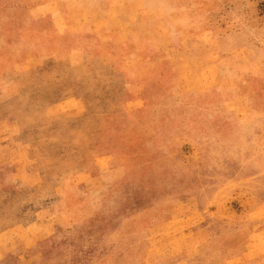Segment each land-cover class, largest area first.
<instances>
[{"label": "rangeland", "instance_id": "obj_1", "mask_svg": "<svg viewBox=\"0 0 264 264\" xmlns=\"http://www.w3.org/2000/svg\"><path fill=\"white\" fill-rule=\"evenodd\" d=\"M61 198L64 226L2 237L20 244L8 264L222 261L261 228L264 0H0V212ZM240 264H264V244Z\"/></svg>", "mask_w": 264, "mask_h": 264}, {"label": "crops", "instance_id": "obj_2", "mask_svg": "<svg viewBox=\"0 0 264 264\" xmlns=\"http://www.w3.org/2000/svg\"><path fill=\"white\" fill-rule=\"evenodd\" d=\"M174 45V44H173ZM167 72V74L165 73ZM163 74L164 80V88L161 90V99L168 100L172 99L175 90L179 88V76H176L179 73V70L173 68L170 64L169 67L165 69ZM195 91H187L186 94L191 97H200V94H195ZM76 104L74 107L76 109L73 110L74 115L83 116L92 113L94 110L92 104L89 101V96L83 92H77L75 96ZM69 203L67 198H61L55 201L53 204L46 206V208H42L35 212V214L30 216H17V213L14 211L5 210L0 212V264H8L12 259V255L14 252H18L20 248V244L15 243L12 238L2 239L3 236L15 233L25 227L27 224H31L33 227V231L29 234L28 239L30 241H38L41 240L47 235L51 234L52 231L58 229L61 226H64L68 222V212L66 210V205ZM50 219V216L52 215ZM155 227V226H154ZM244 228V227H243ZM242 228V229H243ZM151 228L145 230V234L151 232ZM201 231L203 234H199L196 236V239H214L216 237L218 231V225L215 222L201 223ZM242 234V232H240ZM27 239V240H28ZM12 240V241H11ZM264 244V225L249 233L247 236L242 239L237 238V242L231 244L233 249L231 250V257H227L222 261H217L214 256L205 255L204 252L193 253V252H183L179 254L177 257H164L163 249L158 253L159 258H157L156 262H144V264H240L243 256L249 252V250L253 249L255 245ZM125 250L130 251L133 257V260L139 258L140 255L143 254L141 252V248L137 246H128ZM121 253L125 254L123 250ZM145 257V256H144ZM149 253L146 255V259H149Z\"/></svg>", "mask_w": 264, "mask_h": 264}]
</instances>
